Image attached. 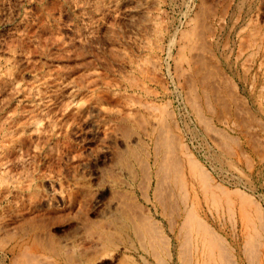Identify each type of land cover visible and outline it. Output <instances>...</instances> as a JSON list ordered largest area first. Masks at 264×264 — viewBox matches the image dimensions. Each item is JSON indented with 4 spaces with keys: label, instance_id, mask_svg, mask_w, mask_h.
Masks as SVG:
<instances>
[{
    "label": "rangeland",
    "instance_id": "1",
    "mask_svg": "<svg viewBox=\"0 0 264 264\" xmlns=\"http://www.w3.org/2000/svg\"><path fill=\"white\" fill-rule=\"evenodd\" d=\"M263 263L264 0H0V264Z\"/></svg>",
    "mask_w": 264,
    "mask_h": 264
},
{
    "label": "bare ground",
    "instance_id": "2",
    "mask_svg": "<svg viewBox=\"0 0 264 264\" xmlns=\"http://www.w3.org/2000/svg\"><path fill=\"white\" fill-rule=\"evenodd\" d=\"M191 32H192V31H191ZM197 36H198V35H197ZM197 36H196V37H197ZM197 39H198V38H197ZM200 39H201V38H200ZM187 42H188V41H187ZM194 54H195V53H194ZM195 55H196V54H195ZM194 63H195V62H194ZM211 94H212V92H211ZM211 98H213V96H212ZM212 100H213V99H212ZM246 249H247V248H246ZM248 250H249V249H248ZM248 252H249V251H248ZM254 253H255V252H254ZM254 253H253V254H254ZM245 259H246V258H245ZM248 259H249V258H248ZM247 263H248V262H247ZM263 264H264V263H263Z\"/></svg>",
    "mask_w": 264,
    "mask_h": 264
}]
</instances>
